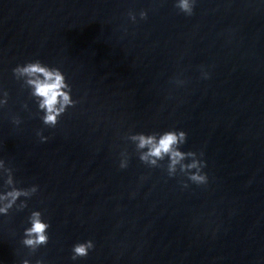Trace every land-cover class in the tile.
Instances as JSON below:
<instances>
[{
	"label": "water",
	"instance_id": "95a60500",
	"mask_svg": "<svg viewBox=\"0 0 264 264\" xmlns=\"http://www.w3.org/2000/svg\"><path fill=\"white\" fill-rule=\"evenodd\" d=\"M36 59L78 101L55 128L12 77ZM0 89V159L19 187L38 186L23 212L0 217V264H73L72 246L88 239L75 264H264L262 0H196L190 17L172 0H0ZM172 128L187 133L183 151L203 152L206 185L145 167L123 139ZM32 210L50 228L29 253Z\"/></svg>",
	"mask_w": 264,
	"mask_h": 264
},
{
	"label": "clouds",
	"instance_id": "9594fccd",
	"mask_svg": "<svg viewBox=\"0 0 264 264\" xmlns=\"http://www.w3.org/2000/svg\"><path fill=\"white\" fill-rule=\"evenodd\" d=\"M264 2V0H262ZM173 7L179 14L186 17L193 15L196 0H172ZM139 19L145 20L147 13L139 12ZM128 19L136 23V14L129 12ZM12 77L20 82L22 89H27L28 98L35 105L36 115L45 128H55L60 118L70 108H74L78 101L73 99L72 87L65 74L55 66H50L39 59L17 64L11 70ZM201 78L208 79V72L201 71ZM177 87L183 86L184 81L176 79ZM8 103V92L0 89V109ZM22 109L28 111V105L22 104ZM13 126L21 125L22 121L17 115L11 117ZM36 136L41 143L48 137L41 130L36 131ZM123 139L134 147L135 155L141 164L149 169L163 168L166 176L171 179L184 177L187 183H182L183 188L190 184L203 186L208 183V175L204 171L206 162L203 152L183 151L187 141V133L179 129L153 131L149 133L129 131ZM129 153L123 150L119 153L118 168L124 170L128 167ZM14 170L0 159V217H7L10 212H23L28 207V201L38 192V186L19 187V181L14 179ZM143 179V177L141 178ZM26 226L23 227L20 244L36 252L49 242L48 230L50 224L39 210H32L26 217ZM94 249L91 239L75 243L71 248L70 260L75 264L86 258ZM20 264H31L29 259H22ZM35 264H46L42 259Z\"/></svg>",
	"mask_w": 264,
	"mask_h": 264
}]
</instances>
